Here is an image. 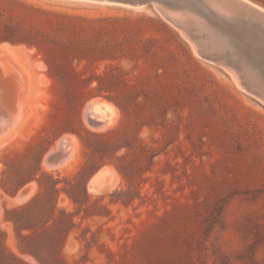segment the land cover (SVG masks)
<instances>
[{
  "label": "rangeland",
  "instance_id": "1",
  "mask_svg": "<svg viewBox=\"0 0 264 264\" xmlns=\"http://www.w3.org/2000/svg\"><path fill=\"white\" fill-rule=\"evenodd\" d=\"M199 16L213 54L157 3L0 0V264H264V43Z\"/></svg>",
  "mask_w": 264,
  "mask_h": 264
},
{
  "label": "bare ground",
  "instance_id": "2",
  "mask_svg": "<svg viewBox=\"0 0 264 264\" xmlns=\"http://www.w3.org/2000/svg\"><path fill=\"white\" fill-rule=\"evenodd\" d=\"M206 1H207L206 3H208V5L212 7V9L216 12V14L218 13L217 14L218 16L221 15V17L218 18L219 21L217 20V18L215 19V17H216L215 14H214L215 17H213V16L209 15V13H200V12L191 11V10H178V11H175V10L163 11L161 9L160 10L170 21H172L173 23H176L177 25H181L184 28H186L188 30V32L191 33L190 35H192V33H194V35L197 34L199 31V29L197 28V25H201L202 23H205V21L201 20V17L199 16V15H203L208 19V23L210 22V19H212V20H215L217 22V24L222 26L223 29H226V30L236 29L240 32L242 31L241 33H244V31H245V34H248L250 32V35L249 34L248 35L251 39L253 36H256V39L258 41H260L261 43H264V10L261 7H259L258 5H256L255 3H253L249 0H237V1L242 2L245 5L249 6V9H250L249 11L251 13L253 12V15H255L254 16L255 19L252 21L241 20L242 22L239 21V22H237V24L232 23V25H230L231 23L220 22L221 18L229 19V17H231V15H232L231 10L229 9L230 6L227 5V2H225V0H206ZM157 5L159 6V8L161 7L158 3H157ZM223 19H222V21H223ZM205 24H207V22ZM207 25H210V24H207ZM243 26H245V28ZM246 28L249 29L248 30L249 32L247 31V33H246V30H247ZM200 30H204L203 27H201ZM210 36L208 37V39H211ZM192 37L196 40L199 48L202 49L203 53L209 54V51L206 50L208 45L206 48H203L198 43L199 40L197 39L198 38L197 35H195V37L194 36H192ZM221 39H223V38H221ZM219 41L220 40L215 38V39H211V42H209V43L211 44V49L215 50V52H218L220 54L221 52L223 53L225 51L224 47H225V44L227 42H226V40H224L225 44H220ZM210 54H213V53H210ZM236 61L237 62L234 63L236 66L234 72L236 74L241 72V76L244 78V80L248 84H249V82H248L247 78H249V81L254 84V87L252 89L255 90V93L257 95H259L262 98V100H264V87L262 86L261 81L254 75L253 70L247 68L244 60L236 59ZM249 70H251V71L249 72ZM242 72L244 74H242ZM9 73H11V72H9ZM9 83H10V80L4 78L0 73V85H4L6 87ZM258 89L260 90V93L256 92V90H258ZM9 91H11V89ZM7 93H9V92H7ZM13 94H14V91L12 90L7 96V99L11 102L14 101V95ZM114 117H115L114 108L110 104H108L106 101H104V100L100 101L99 99H93L89 102L88 110H87V118L92 125L100 126V125L109 123V122L113 121ZM0 119L2 120L1 126H0V134H3L4 132L13 130L16 123H18L17 121L19 120L18 117L14 115V113H7L6 114L3 111H0ZM69 142H70V139L64 138L61 141H58L57 144L64 146V144H68ZM58 145L53 147V149L51 151L52 153L56 152V149L59 148ZM65 149L66 150H65L64 162L67 161V159L71 155V152H73L74 145H72V148H69V149L65 148ZM58 157H59V155H58ZM66 163H68V162H66Z\"/></svg>",
  "mask_w": 264,
  "mask_h": 264
},
{
  "label": "water",
  "instance_id": "3",
  "mask_svg": "<svg viewBox=\"0 0 264 264\" xmlns=\"http://www.w3.org/2000/svg\"><path fill=\"white\" fill-rule=\"evenodd\" d=\"M107 1L114 2V3L127 4V5H134V6L145 5L150 2H153V3H158L161 6L160 9L163 11L191 10V11H197L200 13H209V15L213 17H215L216 15L215 19L217 18L218 21H219L218 18L221 17V15L218 16L217 15L218 13L216 14V12L212 9V7L209 6L208 3H206L207 2L206 0H107ZM225 2H227V5L230 6L229 9L231 10L232 15L231 17H229V19L221 18L220 22L231 23L230 25H232V23L237 24V22L239 21L242 22L241 20L252 21L255 19L254 17L255 15H253V12L251 13L249 11L250 10L249 6L243 4L242 2L237 1V0H225ZM195 35L194 33H192V36L195 37ZM245 44H247L248 46L250 45L249 42ZM257 55H263L262 58L264 59V50L260 51L258 54L253 55V56H255L256 58Z\"/></svg>",
  "mask_w": 264,
  "mask_h": 264
}]
</instances>
